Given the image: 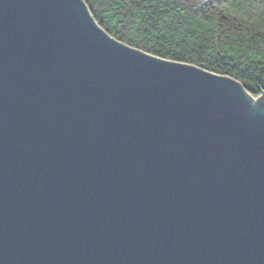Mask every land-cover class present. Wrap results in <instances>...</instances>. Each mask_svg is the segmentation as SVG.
Segmentation results:
<instances>
[{
    "label": "water",
    "instance_id": "water-1",
    "mask_svg": "<svg viewBox=\"0 0 264 264\" xmlns=\"http://www.w3.org/2000/svg\"><path fill=\"white\" fill-rule=\"evenodd\" d=\"M0 264H264V93L0 0Z\"/></svg>",
    "mask_w": 264,
    "mask_h": 264
},
{
    "label": "trees",
    "instance_id": "trees-1",
    "mask_svg": "<svg viewBox=\"0 0 264 264\" xmlns=\"http://www.w3.org/2000/svg\"><path fill=\"white\" fill-rule=\"evenodd\" d=\"M111 38L264 93V0H82Z\"/></svg>",
    "mask_w": 264,
    "mask_h": 264
}]
</instances>
